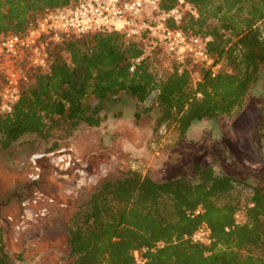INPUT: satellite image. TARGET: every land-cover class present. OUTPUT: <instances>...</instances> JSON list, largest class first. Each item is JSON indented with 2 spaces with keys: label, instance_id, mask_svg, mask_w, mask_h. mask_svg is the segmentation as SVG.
I'll return each instance as SVG.
<instances>
[{
  "label": "trees",
  "instance_id": "trees-1",
  "mask_svg": "<svg viewBox=\"0 0 264 264\" xmlns=\"http://www.w3.org/2000/svg\"><path fill=\"white\" fill-rule=\"evenodd\" d=\"M70 1L0 0V32L22 31L44 9ZM187 1L197 16L179 26L211 36L208 50L221 62L216 74L201 66L193 83L191 72L148 38L111 31L64 39L51 47L44 68L30 70L12 110L0 113V147L25 133L53 139L55 147L81 123L98 127L104 103L121 94L149 101L159 112L154 128L172 126L179 136L193 121L241 110L264 72V0ZM3 80L0 73V86ZM197 206L201 213L190 216ZM237 210L244 221H234ZM201 221L211 228L210 245L183 238ZM67 229L68 264H135L132 250L157 241L163 245L145 253V264H264V188L201 162L161 181L128 169L122 178H104ZM0 264H9L1 239Z\"/></svg>",
  "mask_w": 264,
  "mask_h": 264
},
{
  "label": "rangeland",
  "instance_id": "rangeland-1",
  "mask_svg": "<svg viewBox=\"0 0 264 264\" xmlns=\"http://www.w3.org/2000/svg\"><path fill=\"white\" fill-rule=\"evenodd\" d=\"M149 104L121 94L104 103L98 127L81 123L55 147L35 133L0 147V239L9 264H68L69 218L104 178L128 169L161 181L201 162L264 188V72L241 110L193 121L183 136L154 128L159 112Z\"/></svg>",
  "mask_w": 264,
  "mask_h": 264
},
{
  "label": "built area",
  "instance_id": "built-area-1",
  "mask_svg": "<svg viewBox=\"0 0 264 264\" xmlns=\"http://www.w3.org/2000/svg\"><path fill=\"white\" fill-rule=\"evenodd\" d=\"M164 0H72L67 4L44 9L29 21L22 31L0 32V113H8L17 101L21 86L29 80L30 70L47 65L50 49L64 39L97 32L116 31L126 39H150L163 54L173 58L180 68L191 72L192 81L200 79L199 67L207 68L211 75L221 68V62L209 52L211 36L191 33L179 24L185 16H197L196 8L187 0H176L163 6ZM138 61V58L135 60ZM134 64L130 66L133 69ZM197 206L190 216L200 214ZM245 219L244 211L234 214L236 223ZM227 229V228H226ZM183 238L192 243L210 245L211 228L201 221ZM141 246L132 250L135 264H145V253L162 246Z\"/></svg>",
  "mask_w": 264,
  "mask_h": 264
},
{
  "label": "flooded vegetation",
  "instance_id": "flooded-vegetation-1",
  "mask_svg": "<svg viewBox=\"0 0 264 264\" xmlns=\"http://www.w3.org/2000/svg\"><path fill=\"white\" fill-rule=\"evenodd\" d=\"M12 194H13V195H17V194H18V196H20V195H21L20 193H17V192H13ZM9 199H10V198H7L6 202H8V201H9ZM3 203H4V202L0 203V205H1V204H3Z\"/></svg>",
  "mask_w": 264,
  "mask_h": 264
}]
</instances>
